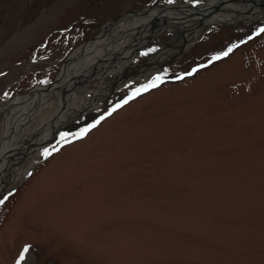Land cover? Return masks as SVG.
<instances>
[{
    "label": "rangeland",
    "instance_id": "374dc122",
    "mask_svg": "<svg viewBox=\"0 0 264 264\" xmlns=\"http://www.w3.org/2000/svg\"><path fill=\"white\" fill-rule=\"evenodd\" d=\"M208 1L0 0V108L53 83L108 21ZM261 27L204 26L158 75L127 81L63 126L1 198L10 193L0 264H264V32L252 35ZM173 39L156 36L134 61ZM164 74L179 77L157 82ZM51 115L46 108L34 126Z\"/></svg>",
    "mask_w": 264,
    "mask_h": 264
},
{
    "label": "bare ground",
    "instance_id": "6f19581e",
    "mask_svg": "<svg viewBox=\"0 0 264 264\" xmlns=\"http://www.w3.org/2000/svg\"><path fill=\"white\" fill-rule=\"evenodd\" d=\"M254 19L264 20V0H210L198 7L172 4L107 23L96 37L71 53L50 88L37 86L0 109L4 113L0 200L36 165L56 130L73 125L78 115L96 109L99 101L127 81L155 75L184 43L188 48L204 26ZM166 31L174 34L171 42L141 63L134 61L140 50ZM113 78L112 84L106 81ZM91 83L95 87L88 89ZM48 107H52V115L35 127L36 119Z\"/></svg>",
    "mask_w": 264,
    "mask_h": 264
},
{
    "label": "water",
    "instance_id": "95a60500",
    "mask_svg": "<svg viewBox=\"0 0 264 264\" xmlns=\"http://www.w3.org/2000/svg\"><path fill=\"white\" fill-rule=\"evenodd\" d=\"M168 5H153V6H149V7H146L145 9H143V10H141V11H139V12H135V13H125V14H123V15H121L118 19H114V20H110L109 22H107V23H111V22H115V21H118L120 18H122V17H124V16H126V15H132V14H138V15H141V14H147V12L148 11H150L153 7H160V8H166ZM181 6H183V5H181ZM86 43H84L82 46H84ZM81 46V47H82ZM186 49V43H184L181 47H180V49L176 52V53H174L173 55H171L170 57H169V59L164 63V65H167L169 62H171L173 59H175L176 57H178L180 54H181V52H183L184 50ZM69 60V59H68ZM68 60H67V62H68ZM67 62L64 64V66L67 64ZM63 66V67H64ZM58 80V77L56 78V80H55V82ZM54 82V83H55ZM54 83H52V84H50V85H48V86H46L45 88L46 89H48V88H50ZM113 93V92H112ZM109 98V95L107 96V98H106V100ZM63 129V128H62ZM62 129H60V130H56L53 134H52V136L48 139V142L46 143V145H48L51 141H52V139H54V137L62 130ZM46 145H44V146H46Z\"/></svg>",
    "mask_w": 264,
    "mask_h": 264
},
{
    "label": "trees",
    "instance_id": "16d2710c",
    "mask_svg": "<svg viewBox=\"0 0 264 264\" xmlns=\"http://www.w3.org/2000/svg\"><path fill=\"white\" fill-rule=\"evenodd\" d=\"M188 76H189V77H192L193 74H192V75H188V74H187V75L184 76L183 78L188 77ZM174 77H175V76H174ZM174 77L171 76L170 74H169V75H165V74H164V75H161V77L159 78V79H161V80H159V81H157V82H160V83L169 82V81H172V80H176L179 76H177L176 78H174ZM157 82H156V83H157ZM153 85H154V84H153ZM153 85H152V86H153ZM124 98H125V97H124ZM124 98L121 99L122 101H121V100H120V101H121V102H124V101L128 100V99H129V96L126 97L125 99H124Z\"/></svg>",
    "mask_w": 264,
    "mask_h": 264
}]
</instances>
